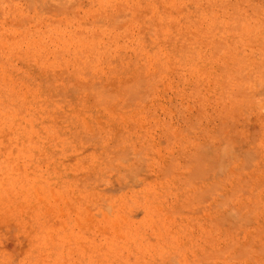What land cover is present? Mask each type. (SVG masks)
I'll return each instance as SVG.
<instances>
[{"label": "rangeland", "instance_id": "rangeland-1", "mask_svg": "<svg viewBox=\"0 0 264 264\" xmlns=\"http://www.w3.org/2000/svg\"><path fill=\"white\" fill-rule=\"evenodd\" d=\"M0 264H264V0H0Z\"/></svg>", "mask_w": 264, "mask_h": 264}]
</instances>
